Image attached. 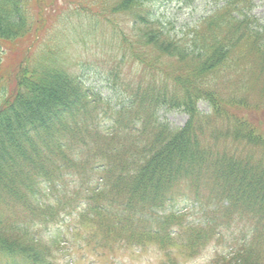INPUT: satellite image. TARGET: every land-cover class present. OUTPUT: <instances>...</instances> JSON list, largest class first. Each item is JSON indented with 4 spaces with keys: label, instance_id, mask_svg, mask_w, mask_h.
Here are the masks:
<instances>
[{
    "label": "trees",
    "instance_id": "trees-1",
    "mask_svg": "<svg viewBox=\"0 0 264 264\" xmlns=\"http://www.w3.org/2000/svg\"><path fill=\"white\" fill-rule=\"evenodd\" d=\"M55 1L0 0V69L8 42L17 44L14 65L0 71V264H53L28 222L45 218L52 190L90 172L103 177L89 197L105 236L173 245L184 222L175 211L187 201L204 218L187 227L182 247L196 253L234 227L243 244L210 264H264V100L253 99L264 90V25L243 12L252 0H214L181 37L153 13V0H76L78 12L103 22L125 15L135 40L117 35L154 66L151 80L164 79L124 84L117 60L116 103L70 72L59 45L36 39L52 29L36 15L56 13ZM199 99H209L212 118ZM173 109L188 114L184 126L161 118Z\"/></svg>",
    "mask_w": 264,
    "mask_h": 264
},
{
    "label": "rangeland",
    "instance_id": "rangeland-1",
    "mask_svg": "<svg viewBox=\"0 0 264 264\" xmlns=\"http://www.w3.org/2000/svg\"><path fill=\"white\" fill-rule=\"evenodd\" d=\"M47 1L50 3L51 0ZM213 1L153 0L149 6L153 13L167 24V29L181 37L192 29L191 27L198 18L215 7L217 0H215L214 5ZM220 1L224 3L226 0ZM55 2L56 13H50V6H48L47 15L40 11L36 15L41 16L44 22L50 19L52 24L50 33L36 34V39H40L39 42L41 43L52 41L53 46L59 45L61 52L67 58L70 72L78 76L83 81L84 86L90 88V91L101 93L102 98H109L113 103H116V94L119 90L122 91L121 87L115 83L112 72L116 71L117 60L121 63V67H119L121 70L120 79L124 84L126 81L134 83L136 80H144L146 84H149L156 79L164 80L161 75H157L151 80V77L156 73L154 66L152 68L147 61L139 59L138 55L132 52L130 44L124 43L123 39L117 35L123 30L131 40H135V33L130 32L128 28L131 23L125 15H111L114 17L110 23H107L96 19V16L92 17L87 11L78 12L76 0H69L68 2L67 0H57ZM33 12L35 13L37 10L33 9ZM243 12L247 17L256 20L260 26L264 25V0H252L251 8H244ZM61 31L65 32L66 37L60 36ZM72 31L73 35L71 36ZM8 43L10 44L6 47L13 49L17 46L15 42L10 41ZM131 43L133 45L134 42ZM12 49L4 55V65L0 69L2 72H7L10 66L14 65L12 62L16 61V54H12ZM253 93H255L253 99L261 95L264 100V90L259 89ZM208 100L199 99L198 108L202 115H211L209 118H212L213 108ZM160 114L163 120L177 128L184 126L189 119L188 114L181 109L161 110ZM258 119H260L258 127L264 132V114ZM187 214L190 222L198 221L203 215L198 209L188 210ZM61 219L64 220L63 216ZM62 220L53 226V229L57 231L59 225H62L65 234L58 264H162L168 257V252L159 248L155 243L141 248L121 245L115 252L101 249L97 253L96 250L99 248L95 250L92 245H86L82 236L70 231V221L66 220L69 221L66 227ZM182 229L185 231L186 228ZM209 240L191 256H189L187 249L178 247H173L169 255L176 257L179 264H209L216 256L226 255L232 250H237L243 244L241 231L235 230L234 227L228 230L227 235H217ZM173 251L176 254L172 253Z\"/></svg>",
    "mask_w": 264,
    "mask_h": 264
}]
</instances>
